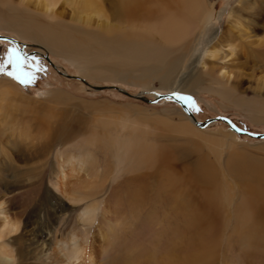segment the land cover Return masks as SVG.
Returning a JSON list of instances; mask_svg holds the SVG:
<instances>
[{
    "label": "rangeland",
    "instance_id": "374dc122",
    "mask_svg": "<svg viewBox=\"0 0 264 264\" xmlns=\"http://www.w3.org/2000/svg\"><path fill=\"white\" fill-rule=\"evenodd\" d=\"M103 1L106 14L93 16L92 26L107 21L111 0ZM206 1L212 5L210 16L190 44L184 62L195 61L192 67L201 65L206 51L223 35L218 47L229 54L223 61L218 55L207 62L214 69L221 64L228 66L232 91L207 82L190 88L181 85L190 78L191 69L179 70L167 85L152 77L141 83L117 80L108 72L93 73L85 62L104 70L118 67L131 71L135 66L115 55H103L101 48L84 52L83 59L73 61L47 44L0 25V35L24 43L0 39V62L9 48L16 47L29 59L35 57L42 68L29 86L5 74L12 70L10 65L0 71V81L17 85L21 95L19 98L10 91V100L0 110L4 122L0 130V199L5 202L4 214L20 221L18 232L7 235L5 241L27 257L12 264H56V241L84 229L78 218L94 201L93 221L82 232L94 264H164L168 254L181 260L202 245L203 249L212 247V252L199 264H264V224L256 234L247 231L239 236L233 230L234 210L243 197L248 198V187L264 184L260 177L264 175V137L234 132L226 122L216 119L226 116L242 130L264 133V0ZM54 12L65 22L77 15L74 6L63 0ZM82 13L78 15L85 18ZM123 30L128 32L129 28ZM167 52V62L178 55ZM108 85L131 95L144 92L149 99L155 92L191 95L200 111L189 110L185 104L194 120L172 99L147 103L115 87H93ZM205 121L208 123L203 127L196 123ZM103 122L108 126V139H102L104 130L97 127ZM183 122L191 125L194 133L182 134L175 129ZM119 123L125 126L123 130ZM130 127L144 130L145 140L162 154L159 164L123 163L115 156L108 141L117 135L125 137ZM94 132L102 137L87 144L84 139ZM86 153L81 164L98 170L100 190L92 199L68 201L59 189L56 171L65 157L73 154L82 158ZM167 172L175 178V188L167 187ZM86 173L77 169L71 180L83 179ZM215 186L220 192L218 200L227 196L230 201L224 207L215 200L208 203L209 190Z\"/></svg>",
    "mask_w": 264,
    "mask_h": 264
},
{
    "label": "bare ground",
    "instance_id": "6f19581e",
    "mask_svg": "<svg viewBox=\"0 0 264 264\" xmlns=\"http://www.w3.org/2000/svg\"><path fill=\"white\" fill-rule=\"evenodd\" d=\"M59 1L61 0H0V25L4 28L10 27L17 30L23 37H31L38 42H42V44H47L50 48L69 56L73 61L82 58L84 52L89 53L91 51L92 53V51L96 52L101 48L103 49H100L101 52L103 51V55H115L120 61L123 59L129 61L131 66H135L134 70L131 69V71H123L118 67H107V70H104V67L101 68L97 65L89 66V62L86 60L85 67L94 71L93 73L108 72L111 77L117 80H135L141 83L147 82L152 77L167 85L171 77L177 74L179 70L180 72H187L191 69L193 73L189 76L190 78L188 80L184 79L181 85L190 88L192 86H202L207 82L219 84L223 91H232L229 84L231 75L228 66L221 64L214 69L207 62V58H215L219 55L220 60H222L229 54V52L222 51L218 47L223 35L206 51L201 65L192 67L195 61L184 62L190 44L200 32L206 18L210 16L212 5L206 0H111L108 1L109 3L107 2L109 13L105 19L107 21L97 23L94 26L91 23L93 16L106 14L103 0H63L67 4L71 3L77 11L75 13L77 15L72 16L67 22L54 12V8ZM82 12L86 14H84V19L81 18V15H78ZM108 18L110 21H108ZM126 26L129 28L128 32L124 31L126 29L123 30ZM167 51H175L178 55H175L171 62H167ZM143 62V67H139L138 65ZM183 67L184 69H182ZM10 91L20 98L21 95L18 92L17 85L5 79L1 80L0 110L10 100ZM190 120L193 122L192 119ZM3 125L4 122L0 120V130ZM97 127L104 130L105 135L104 138L101 136L102 139H108L109 136L106 134V131H108L107 124L103 122ZM130 129L131 131L125 137L117 135L108 141V146L115 149V156L117 155V158L123 163L132 162L137 163V165H152L157 161V164H159L162 161V154L153 144L145 140L144 130L137 127H130ZM175 129L182 134L194 133L195 131L191 125L185 122L177 124ZM96 133L94 132L84 139L87 144H94L101 138ZM228 136L232 137L233 133L229 132ZM87 156L88 153L82 158L73 154L69 155L65 157L66 161L61 162L56 171L59 189L68 201L80 202L87 198L92 199L100 190L98 170L94 168L85 169L86 167L81 164V160ZM89 157H91V154H89ZM123 158L125 161H123ZM77 169L80 171L81 169L86 170V177L82 179L78 176L72 181L71 179ZM240 175L243 176L244 174L238 176ZM242 176L241 178H243ZM260 177L264 178V175ZM174 182L175 178L170 172H167V187L175 188ZM258 182L260 183L261 180ZM262 183H264V180ZM251 186L253 187H248V191L245 189L247 191L245 195H248V198L247 196L243 197L241 204L235 208L233 213L235 219L233 230L239 236L247 234V231L256 234L261 229L260 226L264 224V184L257 187L255 185ZM260 189L263 193H258L261 191ZM219 194L217 186L213 187L212 191L209 190L208 203H216L213 201L215 200L224 207L225 203L230 202L227 196L224 199L221 197L222 201L218 200L220 198ZM4 206L5 202L0 199V264H12L18 259H26L27 257L20 255L5 241L7 235L18 232L20 221L17 217L8 216L9 213L4 214L6 210ZM96 208L97 202L94 201L87 204L81 211L78 220L84 228L82 231L69 232L65 237L56 241L53 249L56 264H94L90 255L87 254L85 247L87 241L82 232H85L92 223ZM24 226L22 231L26 229V225ZM208 246L203 249L205 246L202 245L201 248L192 251L181 260H174L175 256L168 254L164 264H199L201 258H208L211 255L212 247L209 248L210 246ZM132 264H136V262H132Z\"/></svg>",
    "mask_w": 264,
    "mask_h": 264
},
{
    "label": "snow or ice",
    "instance_id": "6c2138e0",
    "mask_svg": "<svg viewBox=\"0 0 264 264\" xmlns=\"http://www.w3.org/2000/svg\"><path fill=\"white\" fill-rule=\"evenodd\" d=\"M4 65H10L12 68L11 71L6 72L5 74L24 86L31 85L36 79L35 72L42 70L41 66L36 63L35 57L29 59L26 54H22L16 47L7 50L3 61L0 62V71H3ZM25 69L31 70L26 71ZM157 95H159V93H157ZM170 98L184 102L189 110L196 112L200 111L199 106L191 95L172 92Z\"/></svg>",
    "mask_w": 264,
    "mask_h": 264
},
{
    "label": "water",
    "instance_id": "95a60500",
    "mask_svg": "<svg viewBox=\"0 0 264 264\" xmlns=\"http://www.w3.org/2000/svg\"><path fill=\"white\" fill-rule=\"evenodd\" d=\"M0 39L10 40V41H12V42H14V43H16V44L24 45L23 42H19V41L15 40V39L12 38V37H8V36L0 35ZM41 54H42V53H41ZM43 55H44L45 59L49 62V64H51L52 66H54V64L52 63V61L49 59L48 55H47V54H43ZM64 74H66V73H64ZM69 77L80 78V77H77V76H69ZM82 81L88 84V82H87L86 80L82 79ZM93 87H94L95 89H106V88H113V87H115V86H109V85H108V86H93ZM115 89H117L118 91H120V92H122V93H124V94H127V95H129V96H132V97H134V98H137V99L143 100V101H145V102H147V103H153V102H156V101H158V100H160V99H172V100L178 102L183 108H185V110L187 111V113L189 114V116L192 117V118L195 120L193 114H192L191 112L188 111V109L186 108V105H185L184 102L178 101V100H176V99H174V98H170V94H171V93H166V94H161V93H159V95H157V93L155 92V93H154V94H155V97H154L153 99H149V98H147V97L145 96L144 92H141V93H138V94H135V95H131V94H129L126 90H124V89H122V88L115 87ZM216 119H217V120H221V121L226 122V123L230 126L231 130H233L234 132H237V133H240V134H247V135H249V136L256 137V138H263V137H264V133H257V134H256V133L249 132V131H247V130H242L241 128L237 127V126L232 122V120H230V118H228V117H226V116H218ZM196 123H197L198 125H200L201 127H203V126H205V125L208 123V121H205V122H202V123H199V122H196Z\"/></svg>",
    "mask_w": 264,
    "mask_h": 264
}]
</instances>
